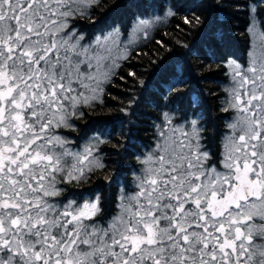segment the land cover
I'll return each mask as SVG.
<instances>
[{
    "label": "snow or ice",
    "instance_id": "1",
    "mask_svg": "<svg viewBox=\"0 0 264 264\" xmlns=\"http://www.w3.org/2000/svg\"><path fill=\"white\" fill-rule=\"evenodd\" d=\"M100 3L0 0V264H264V46L233 68L224 110L235 117L218 159L195 111L183 123L161 111L134 190L122 193L115 214L101 218L98 197L60 198L63 185L104 165L95 146L73 151L59 129L74 127L127 59L117 29L86 38L75 23L91 20ZM157 7L163 17L138 19L145 39L177 14ZM163 83L166 101L186 81L173 70ZM198 105L191 96L189 108Z\"/></svg>",
    "mask_w": 264,
    "mask_h": 264
},
{
    "label": "trees",
    "instance_id": "2",
    "mask_svg": "<svg viewBox=\"0 0 264 264\" xmlns=\"http://www.w3.org/2000/svg\"><path fill=\"white\" fill-rule=\"evenodd\" d=\"M158 4L172 6L177 14L157 24L146 40L131 49L103 86L100 101L85 108V115L73 120L74 127L59 129L72 148H79L95 135L102 141L97 154L104 167L88 173L82 182L63 185L65 191L60 197L77 202L98 197L103 206L101 218L113 215L120 192L130 190L139 158L154 141L153 125L161 111L174 110L182 123L184 112L191 116L195 111L205 129V148L218 159L231 117V112L224 110L226 63L234 60L246 64L249 6H254L264 33V0H101L99 6L89 9L91 20L79 18L75 23L86 38L116 26L125 34L134 20L162 14ZM194 15L201 18V24H184L185 16ZM173 70L186 83L179 90V98L173 94L165 101L167 86L163 81ZM191 96L199 98L195 109L188 106ZM133 99L136 103L130 104Z\"/></svg>",
    "mask_w": 264,
    "mask_h": 264
},
{
    "label": "rangeland",
    "instance_id": "3",
    "mask_svg": "<svg viewBox=\"0 0 264 264\" xmlns=\"http://www.w3.org/2000/svg\"><path fill=\"white\" fill-rule=\"evenodd\" d=\"M254 6H249L248 10V27H247V33H248V36H249V50H248V53H247V60H246V64L245 65H240L239 63L235 62L234 60H228L227 63H226V68H227V82L224 86V91H225V107H227L228 105V101L230 100V91L231 89L233 88L234 86V82H233V68L236 66V65H240L241 67H246L248 65V62L250 60V57H249V52L251 51H256L257 54H259V50L262 46H264V37H262V31L260 29V26H259V23H258V20L255 16V11L252 12L250 11L251 9H253ZM156 16H161L163 17V13L162 14H159V15H155V16H151V17H148V18H145V19H151V18H154ZM168 18V17H167ZM167 18H164V19H161L160 21H158L157 23H155L152 27H150L147 32H148V37L150 36L151 34V31L152 29L157 25V24H160V23H163ZM137 24H138V19L134 20L132 22V24L130 25V28L128 29V31L123 34V32L121 31V29L116 26L114 28H112L111 30L105 32L104 34L102 35H109L110 33L113 32V29H117L118 30V38L116 40V45H119L118 49H117V52L119 54H124L125 52L127 53V56L129 55L130 51L132 48L138 46L142 41L146 40L143 36V32L140 31L138 28H137ZM250 28H252L253 30L250 31ZM111 44V42H109ZM116 45H112L114 48L116 47ZM124 59H120L118 60V64H120L121 61H123ZM117 68L114 69V73L116 71ZM107 82H105L103 85H102V89H103V86L106 84ZM100 98H101V93L99 94V99L96 100V101H100ZM95 101V102H96ZM229 111L231 112V117L230 119L227 121L226 123V131L225 133L223 134V137L221 139V150H222V147H223V141H224V137L228 134V132L230 131V129L228 128V125L233 121L234 117H235V113L229 109ZM100 139V137L98 135H95V137H91L89 138L88 140H86L85 142H83L79 148H72L70 145H68L73 151H82L86 146H89V145H93L95 146L96 148L98 147V144L96 143L97 140ZM154 144V141L152 143V145ZM152 145L149 147L148 150H146L144 152V154L140 157L142 158L143 156H145L148 152L151 151L152 149ZM98 151L95 152V155L99 158V162H101V158L100 156L97 154ZM140 158H139V167H138V170L135 171L133 173V181H132V185L130 187V190L129 191H124L122 190L120 192V195L119 197L122 195V193L124 192H127V193H131L133 190H134V181H135V176L137 174L140 173L141 171V168H142V165L140 164ZM103 164V163H102ZM97 169V168H95ZM67 199H72V198H67ZM74 200V199H72ZM119 200V199H118ZM85 201V200H84ZM83 202V201H82ZM118 204V203H117ZM116 211H117V208H116ZM116 213V212H115ZM114 213V214H115Z\"/></svg>",
    "mask_w": 264,
    "mask_h": 264
}]
</instances>
